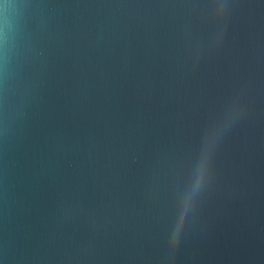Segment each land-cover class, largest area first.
<instances>
[{
    "label": "water",
    "instance_id": "95a60500",
    "mask_svg": "<svg viewBox=\"0 0 264 264\" xmlns=\"http://www.w3.org/2000/svg\"><path fill=\"white\" fill-rule=\"evenodd\" d=\"M11 5L0 264H264V0Z\"/></svg>",
    "mask_w": 264,
    "mask_h": 264
},
{
    "label": "snow or ice",
    "instance_id": "6c2138e0",
    "mask_svg": "<svg viewBox=\"0 0 264 264\" xmlns=\"http://www.w3.org/2000/svg\"><path fill=\"white\" fill-rule=\"evenodd\" d=\"M12 4V0H0V13ZM213 137L209 135L207 146L198 152L193 159L194 174L188 195L195 197L205 184L208 176V160L210 155V146Z\"/></svg>",
    "mask_w": 264,
    "mask_h": 264
},
{
    "label": "clouds",
    "instance_id": "9594fccd",
    "mask_svg": "<svg viewBox=\"0 0 264 264\" xmlns=\"http://www.w3.org/2000/svg\"><path fill=\"white\" fill-rule=\"evenodd\" d=\"M13 5H9L7 8H5V10H4V14H5V16H7L8 15V13H9V11L11 10V9H13ZM5 28H6V26H5ZM226 115H227V113H226Z\"/></svg>",
    "mask_w": 264,
    "mask_h": 264
}]
</instances>
